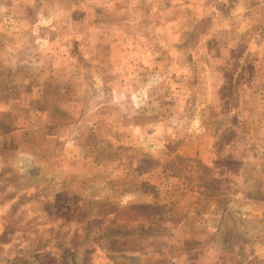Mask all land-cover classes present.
I'll return each mask as SVG.
<instances>
[{
    "label": "rangeland",
    "instance_id": "rangeland-1",
    "mask_svg": "<svg viewBox=\"0 0 264 264\" xmlns=\"http://www.w3.org/2000/svg\"><path fill=\"white\" fill-rule=\"evenodd\" d=\"M0 264H264V0H0Z\"/></svg>",
    "mask_w": 264,
    "mask_h": 264
}]
</instances>
